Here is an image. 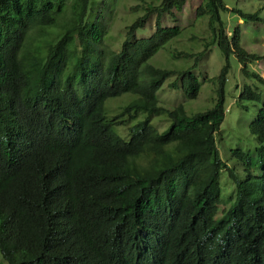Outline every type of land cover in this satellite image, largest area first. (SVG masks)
Listing matches in <instances>:
<instances>
[{"label":"trees","instance_id":"16d2710c","mask_svg":"<svg viewBox=\"0 0 264 264\" xmlns=\"http://www.w3.org/2000/svg\"><path fill=\"white\" fill-rule=\"evenodd\" d=\"M99 1L95 15L94 0H0L1 258L7 264H264V176L252 172L250 155L237 148L233 158L244 176L229 171L231 193L221 190L226 166L215 136L225 116L230 55L243 76L264 85L261 69L250 71L264 57L248 53L249 30L239 24L226 32L223 0L196 7L212 36L204 51L216 45L225 64L213 109L188 116L183 103L159 106L156 92L174 77L170 87L196 99L202 83L192 69H159L148 61L180 35L162 17L173 22L189 0L137 6L145 13L128 26L118 51L106 44L112 0ZM233 12L244 24H264L257 13ZM153 16L151 34L136 39ZM125 94L134 99L110 114L107 101ZM242 100L261 102L249 132L264 145V100L248 85ZM159 115L169 121L162 132L152 124ZM126 116L130 121L117 122ZM36 134L43 152L33 149ZM259 168L264 171V151Z\"/></svg>","mask_w":264,"mask_h":264},{"label":"rangeland","instance_id":"374dc122","mask_svg":"<svg viewBox=\"0 0 264 264\" xmlns=\"http://www.w3.org/2000/svg\"><path fill=\"white\" fill-rule=\"evenodd\" d=\"M228 11L221 13V21L223 22L226 32H233L237 25H241V30H249L246 33V38L251 46H246L248 53H256L264 57V24L262 23H247L239 17L234 10H240L245 14L257 13L264 20V0H223ZM158 6L160 0H112L113 12L111 15L108 36L106 44L112 50L118 51L121 43L126 38L127 28L136 19L143 16L145 13L142 7ZM201 0H189L183 6V11L175 13L171 21L169 15H165L161 19V23L166 26L176 25L180 29V35L177 38L170 40L158 54H156L148 63L153 66L160 67L166 70L185 71L191 68L197 76L201 84V89L196 99L188 100L181 92L169 87L175 79L171 77L166 80L161 90L158 92L159 105L171 109L178 103H183L188 116L203 113L214 107L216 101V92L218 88L217 78L222 66L225 64V57L216 45H212L208 50H205V45L212 39L210 29L208 27V18L203 17L197 19L196 7L200 5ZM101 2L94 0L92 11L95 15L101 10ZM91 9V4H90ZM155 16L145 24L143 30L136 33V39L141 36L147 37L151 34L150 27L155 25ZM244 45V41H243ZM245 47V46H244ZM252 50V51H251ZM181 52L192 55L191 58L172 59L170 53ZM204 51V56L201 60L196 61L195 56ZM229 63L231 70L227 76V83L224 87L225 94V116L219 131L217 132V146L219 147L220 159L227 166L226 171L219 181L221 190L228 191L231 188V179L227 172L231 171L237 177H243V168L238 163L237 158H233V152L239 148L244 153L251 157L252 172L258 174L259 160L256 156V148L259 146L255 137L249 132L248 125L257 113L261 102L242 100L238 102L244 86L250 88L261 95L264 99V85L257 82L251 77H245L240 73L241 66L235 56L230 55ZM264 77V62L262 60L254 61L250 66V71H259ZM125 94L121 98L110 99L107 101V110L110 114L118 112L119 107H123L129 103L134 96L129 97ZM243 106L245 108H243ZM130 121L128 116L117 120ZM153 126L158 132L164 131L169 126V121L165 115H159L152 119ZM118 133L126 134L123 128H117ZM231 193V191H228ZM226 209L227 205L220 207ZM1 264H7L0 255Z\"/></svg>","mask_w":264,"mask_h":264},{"label":"clouds","instance_id":"9594fccd","mask_svg":"<svg viewBox=\"0 0 264 264\" xmlns=\"http://www.w3.org/2000/svg\"><path fill=\"white\" fill-rule=\"evenodd\" d=\"M160 52V51H159ZM158 52V53H159ZM157 53V54H158ZM150 61V60H149ZM148 61V62H149ZM153 66V65H152ZM155 68H159V69H162V68H160V67H157V66H154ZM175 81V80H174ZM166 81H164L163 82V84H162V86L160 87V89L156 92V97H157V101H158V92L161 90V88L163 87V85H164V83H165ZM173 83V82H172ZM172 83H169V87H170V85L172 84ZM171 88V87H170ZM182 89V88H181ZM181 89H178V91L179 92H181V94L183 95V92L181 91ZM261 96V95H260ZM264 100V99H263ZM248 101H250V100H248ZM182 104V103H181ZM106 105H107V103H106ZM158 105H159V102H158ZM159 106H161V105H159ZM161 107H163V106H161ZM165 108V107H164ZM167 109H169V108H167ZM172 109V108H171ZM211 109H213V108H211ZM210 109V110H211ZM209 111V110H208ZM256 115H257V113H256ZM256 115H255V117H256ZM252 121V120H251ZM251 121H250V123H251ZM249 123V124H250ZM222 125V124H221ZM220 129V128H219ZM248 129L250 130V128H249V125H248ZM219 131V130H218ZM217 131V132H218ZM215 133V136H216V139H217V134L218 133ZM38 142H39V138H38V135L36 134L35 136H34V140H33V149H34V151H36V150H40L41 152H43L42 150H41V148H40V146H38ZM258 143V147L256 148V150L257 149H259V150H262V152L264 151V145L263 144H261L260 142H257ZM216 144H217V141H216ZM262 152L261 153H258L257 151H256V156H257V158H258V160H259V167H260V164H261V160H262ZM226 166V165H225ZM258 167V174L260 173V176H264V171H261V169ZM222 169L224 170V171H226L227 170V166H226V168L225 167H222ZM223 171V172H224ZM229 171L227 172V174H228V176H229ZM257 174V175H258ZM220 187V186H219Z\"/></svg>","mask_w":264,"mask_h":264}]
</instances>
